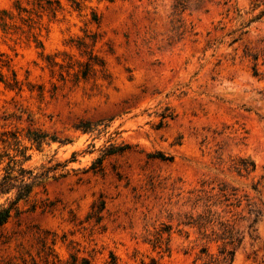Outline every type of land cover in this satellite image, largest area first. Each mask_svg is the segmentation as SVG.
<instances>
[{
	"label": "rangeland",
	"instance_id": "374dc122",
	"mask_svg": "<svg viewBox=\"0 0 264 264\" xmlns=\"http://www.w3.org/2000/svg\"><path fill=\"white\" fill-rule=\"evenodd\" d=\"M9 166L33 190L0 194V264H203L200 189L264 264V0H0Z\"/></svg>",
	"mask_w": 264,
	"mask_h": 264
},
{
	"label": "trees",
	"instance_id": "16d2710c",
	"mask_svg": "<svg viewBox=\"0 0 264 264\" xmlns=\"http://www.w3.org/2000/svg\"><path fill=\"white\" fill-rule=\"evenodd\" d=\"M255 74L257 75L258 72L255 71ZM30 139L40 141L41 135L36 133L33 137H30ZM234 167L239 173H251L256 170V163L250 158L244 157L240 158ZM13 171L14 168L9 166L4 174H0V194L5 195L16 191L18 200L28 197L33 190V186L26 181L25 174H23L26 173V171L21 168V177L14 175ZM191 193L194 194L191 199L193 200L194 206H203V210L196 217L191 216V220H189L186 224L196 227L201 234V238L206 239L207 241L212 240L221 242L219 253L217 255H211L208 253L207 247L202 248L201 252L208 256V259L205 260L203 264H232L235 256V247L240 245L241 238L239 236V231L235 230L229 219H224V217H222L217 210L214 209V207L220 206L222 201H218L210 190H193ZM16 204L17 200L12 201L9 207L0 205V228L8 222L12 209L14 207L17 208ZM227 212H230V210ZM249 213L254 214L252 222L249 223L250 228L254 223L264 219V214L260 210L254 211L253 209H250ZM166 232L168 233L167 229L162 230V232H159V236H156L154 241L155 247H163L164 242L162 238L163 234ZM164 250L170 251L168 244L165 246ZM55 258L56 256H54L53 253H49L46 256V261L48 264L50 261L55 264ZM72 264H93V262L89 258H83L82 261L79 262V258L77 256H73ZM110 264H118L115 256L112 257Z\"/></svg>",
	"mask_w": 264,
	"mask_h": 264
}]
</instances>
